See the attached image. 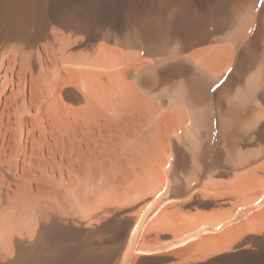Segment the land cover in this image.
<instances>
[{"label":"bare ground","instance_id":"6f19581e","mask_svg":"<svg viewBox=\"0 0 264 264\" xmlns=\"http://www.w3.org/2000/svg\"><path fill=\"white\" fill-rule=\"evenodd\" d=\"M0 264H264V0H0Z\"/></svg>","mask_w":264,"mask_h":264},{"label":"rangeland","instance_id":"374dc122","mask_svg":"<svg viewBox=\"0 0 264 264\" xmlns=\"http://www.w3.org/2000/svg\"><path fill=\"white\" fill-rule=\"evenodd\" d=\"M174 90H175V93H177V92L180 90V91L178 92V93H179V95H180V94H182V95H183V93H181V89H180V87H179V86H178V88H176V87H175V89H174ZM182 95H181V96H182ZM230 134H231V132H230ZM188 143H189V142H188ZM188 143H186V148H190V147L192 146V145H191L190 147H189V146H187V145H188ZM190 144H191V142L189 143V145H190ZM231 146H232V143H231ZM187 150H188V149H187ZM191 150H192V149L190 148V149H189V151L191 152ZM236 150L238 151V149H236ZM236 150H235V151H236ZM237 151H236V152H237ZM231 153H232V155H233V153L235 154L234 150H233V152H231ZM206 198H207V197H206ZM200 210H201V209H200ZM201 211H202V210H201ZM201 211H200V212H201ZM168 250H169L168 248H167V249H164V250H163V253H166V252H168ZM161 252H162V251H161Z\"/></svg>","mask_w":264,"mask_h":264}]
</instances>
